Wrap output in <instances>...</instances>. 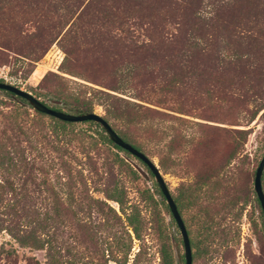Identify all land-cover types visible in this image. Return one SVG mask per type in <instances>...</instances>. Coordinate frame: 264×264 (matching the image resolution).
<instances>
[{"label": "trees", "instance_id": "16d2710c", "mask_svg": "<svg viewBox=\"0 0 264 264\" xmlns=\"http://www.w3.org/2000/svg\"><path fill=\"white\" fill-rule=\"evenodd\" d=\"M255 2L0 0V67L12 64L14 73L32 67L55 44L63 54L60 75L48 72L37 85L52 109L88 114L101 107L102 119L110 127L121 124L123 131L112 130L143 154L130 130L151 113L198 127L200 135H191L190 141L200 145L205 129L229 132L144 104L153 102L154 107L166 106L169 109H163L176 115L203 121H210L208 113L222 104L241 107L246 123L264 115V31L244 21ZM241 22L242 31L220 34ZM0 92V234L8 238L0 245V260L16 264L15 245L42 252L43 264H127L129 233L136 240L140 237L139 211L127 207L116 175L110 167H97L94 155L102 148L129 154L113 145L95 122H83L95 129L78 136L69 133L72 123L40 114L25 100ZM125 93L131 97L125 98ZM239 148L233 143L223 151L224 188L232 184L233 172L225 168ZM111 154L117 166L136 176L124 158ZM206 187L204 176L196 173L185 200L195 204L206 197L216 202L212 212L209 206L203 208L210 221L219 206ZM261 189L264 195V185ZM152 190L142 200L149 202L152 217L155 211L162 220L161 211L169 212L156 186ZM246 193L258 205L253 190ZM172 200L180 215V205ZM238 202L234 197L233 206ZM248 202L241 201L239 209ZM261 224L264 227L262 215ZM63 229L69 232L67 239L57 237ZM158 254L160 264H174L168 244L161 245Z\"/></svg>", "mask_w": 264, "mask_h": 264}, {"label": "rangeland", "instance_id": "374dc122", "mask_svg": "<svg viewBox=\"0 0 264 264\" xmlns=\"http://www.w3.org/2000/svg\"><path fill=\"white\" fill-rule=\"evenodd\" d=\"M252 6L255 8L247 12L244 21L248 20L249 28L264 31V0H257ZM203 10V12L207 11L206 8ZM242 27L241 22L235 29L220 34L228 35L242 31ZM62 58L61 50L53 44L32 67L26 66L23 70L14 73L12 64L1 66L0 79L6 84L29 93L45 106L52 108V104L42 96L44 90L39 89L37 85L48 72L60 75L58 66ZM28 70L31 72L27 75ZM0 95H2L1 92ZM124 95L125 98L131 97L128 93ZM151 99H154V96ZM148 103L144 105L160 113L199 122L209 127L223 128L229 132L228 135H223L215 130L205 129L201 143L197 145L196 142L190 141V137L200 135L198 127L152 113L139 127L130 130L131 137L141 145L142 152L158 168L171 197L181 207L180 216L190 242L191 264H264V227L261 224V213L253 196L246 193L247 189H252L253 172L264 152V115L261 116L259 113L253 121L246 123L242 118L244 113L241 107L237 104L232 106L222 104L211 109L212 113H208L209 117H213L210 121H203L176 115L166 110L169 109L166 106L154 107L153 102ZM93 112L101 117L104 114L101 107H95ZM43 120L49 123L46 118ZM72 125L69 133L73 131L79 134L80 131H86V134L90 135L95 129L83 122L72 123ZM111 128L116 132L124 130L119 123H112ZM238 130H243L245 133H233ZM174 135L177 139H172ZM78 136L85 137L81 134ZM170 139L173 140L171 148L167 146ZM233 143L240 144V148L225 168L226 171L233 172L232 184L230 189H227L220 180L223 172H220V166L224 160L223 151ZM111 153L124 158L125 162L135 171L136 176L130 174L124 167L117 166L112 161ZM94 156L97 167L101 165L110 167L116 175L115 181L124 190L127 207L134 206L139 211L140 237L136 240L129 233L131 242L127 264H133L134 260V264H160L158 251L160 246L165 244H168L174 264H183L181 239L173 220L165 211H161L160 219L162 220H159L155 211L152 217L149 202L142 200L144 193L147 191L152 193L153 186H156L153 177L145 167L134 157L113 149L109 152L102 148ZM83 169L86 170V167ZM198 172L204 176L208 194L218 198L216 204L219 206L216 208L218 214L210 221H207L206 216L203 215V208L209 206L208 212H212L216 202H211L210 198L206 197L197 202L198 204H186L185 200L188 197L189 185ZM262 183L261 186L264 185V173ZM234 197L239 202L233 206ZM156 199L158 197L154 193V200ZM245 199L249 202L243 206L241 211L239 209L241 201ZM109 205L118 211L114 203L110 202ZM164 225L166 226L165 231L163 230ZM166 234L168 241L165 239ZM68 236L69 232L65 229L57 233V237L61 239H67ZM6 241H8L7 236L0 234V245ZM13 247L17 250L16 264H34L35 261L43 264L42 252L18 249L15 245ZM0 264L6 263L0 260Z\"/></svg>", "mask_w": 264, "mask_h": 264}, {"label": "water", "instance_id": "95a60500", "mask_svg": "<svg viewBox=\"0 0 264 264\" xmlns=\"http://www.w3.org/2000/svg\"><path fill=\"white\" fill-rule=\"evenodd\" d=\"M0 90L9 92L13 94L15 97H19L25 100L31 105V108L34 111L40 114H43L47 117H51L55 120L66 122V123H82L86 121H92V122L99 124L101 128L103 129L105 135L109 138V140L112 142L113 145L127 152L130 156L140 161L147 168L150 175L153 177V181L158 191L160 192L162 198L164 199L165 205L168 209L171 219L173 220L178 230V233L181 239L182 251H183V264L192 263V255H191L189 239H188V235L185 230L184 224L182 222V219L180 215L178 214L176 206L164 183V180L162 179L160 175V172L158 171V168L152 163L150 159H148L140 151H137L130 144L124 142L112 130L110 125L104 119H102L100 115H97L94 112L88 113V114H73V113H68L64 111H58V110L45 106L44 104L39 102L36 98L31 96L29 93L24 92L18 89L17 87L12 86L10 84H6V83H0ZM263 169H264V152L257 164V167L254 170L253 178H252V190L258 202L261 215L264 221V195L261 189V174L263 172Z\"/></svg>", "mask_w": 264, "mask_h": 264}]
</instances>
